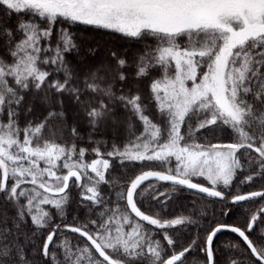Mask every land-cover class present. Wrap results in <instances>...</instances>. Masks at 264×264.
<instances>
[{"label":"snow or ice","instance_id":"snow-or-ice-1","mask_svg":"<svg viewBox=\"0 0 264 264\" xmlns=\"http://www.w3.org/2000/svg\"><path fill=\"white\" fill-rule=\"evenodd\" d=\"M0 264H264V0H0Z\"/></svg>","mask_w":264,"mask_h":264},{"label":"trees","instance_id":"trees-1","mask_svg":"<svg viewBox=\"0 0 264 264\" xmlns=\"http://www.w3.org/2000/svg\"><path fill=\"white\" fill-rule=\"evenodd\" d=\"M79 31V30H77ZM82 35L86 38L85 40L81 41L79 37L77 38L78 43H95L97 40L103 42L111 40V42L117 46L122 45L124 42L120 41L118 39L108 37V36H103L99 34H94V33H87L84 32ZM69 59H73V57H69ZM193 199L190 193L185 192L183 195H181L179 198L176 199V201L170 202L171 204V211L172 212H180V211H187L183 206L188 205L190 201ZM224 240H233L235 241L237 238L235 237V234L232 233H225L224 236L222 237Z\"/></svg>","mask_w":264,"mask_h":264}]
</instances>
